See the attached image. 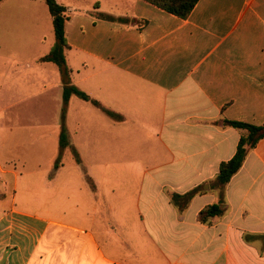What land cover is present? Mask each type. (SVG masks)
Wrapping results in <instances>:
<instances>
[{
	"label": "crops",
	"instance_id": "1",
	"mask_svg": "<svg viewBox=\"0 0 264 264\" xmlns=\"http://www.w3.org/2000/svg\"><path fill=\"white\" fill-rule=\"evenodd\" d=\"M91 1L81 9L57 1L70 16L66 63L71 83L117 116L72 95L62 118L60 72L43 62L51 83L25 91L20 102L34 98L38 112L55 104L49 124L34 125L41 131L32 136L50 152L48 189L59 184L62 157L71 153L77 181L65 175L63 201L78 203L72 220L63 212L64 222L38 212V198L30 199L35 211L21 209L22 171L0 164L1 174L14 177L12 185L0 176V193L13 191L0 198V264H33L55 231L63 252L76 248L77 264H264V138L226 185L224 213L198 217L219 202L211 184L244 133L224 122L264 125V0H199L186 19L145 0ZM14 87L28 86L19 80ZM62 126L69 146L60 153ZM197 187L202 192L180 211L172 194Z\"/></svg>",
	"mask_w": 264,
	"mask_h": 264
},
{
	"label": "rangeland",
	"instance_id": "2",
	"mask_svg": "<svg viewBox=\"0 0 264 264\" xmlns=\"http://www.w3.org/2000/svg\"><path fill=\"white\" fill-rule=\"evenodd\" d=\"M57 1L75 5L79 9L89 4L92 7L95 3L91 0ZM103 4L105 7H109L112 2L103 1ZM54 42L51 16L45 0H2L0 4V164L6 170L22 171L23 175L18 185L17 199V205L21 209L35 211L30 208V199L36 200L38 198L42 202L38 212L46 209L50 212L48 216L53 221L64 222L63 212L69 219L74 218L72 211H76L74 203L76 201L78 203V200L68 201L67 207H65L61 181L67 175L72 184H75L77 179L71 177L73 172L77 173L76 163L69 151L64 153L62 159L65 169L59 177V184L52 189L46 188L43 183V175L49 168L50 152L42 149L39 144L44 139L39 142L36 135L32 136L34 131H41V129H35L36 126L33 127L34 125L49 124L52 112L55 111V104H48L49 106L42 107L38 112L37 106L33 105L34 98L28 97L20 102L24 98L25 91L26 93H33L36 88L51 83L53 75L44 77L41 74V68H44L43 62L45 61H39L38 58L49 53ZM54 64L50 63L45 68L59 70L58 66ZM19 80H22L23 87L28 86L27 90H22V93L14 87L18 86ZM62 94L63 92L61 93V108L59 106L61 112L63 108ZM75 103L81 104L78 98L75 99ZM111 144L114 146L112 142ZM105 145L110 150V140H107ZM18 159H21L22 162L20 163ZM85 159L87 163H94L92 155L85 154ZM59 162L62 161L59 160ZM0 176L13 185V175L0 173ZM28 183L32 192H25ZM6 191L9 192L5 195L0 193V198L10 196L13 192L9 189ZM69 210L71 213H68ZM89 211L92 213L91 210ZM75 222L84 221L76 220ZM86 224H89V220ZM61 236V232L55 231L47 242L48 248L43 250L44 254L39 256L40 258H35L33 264H77L79 258L75 256L76 248L63 252L65 242Z\"/></svg>",
	"mask_w": 264,
	"mask_h": 264
},
{
	"label": "trees",
	"instance_id": "3",
	"mask_svg": "<svg viewBox=\"0 0 264 264\" xmlns=\"http://www.w3.org/2000/svg\"><path fill=\"white\" fill-rule=\"evenodd\" d=\"M150 4L171 13L179 18L186 19L191 14L195 5L199 0H145ZM48 10L52 16V25L55 42L48 54L40 58L41 61L53 62L55 63L60 71V75L63 83V108H62V118L66 112L67 104L69 98L75 95L85 101H90L93 105L101 108L109 116L116 117L117 114L105 109L100 105V103L92 98H90L85 92L80 90L78 87L71 83V70L66 63L65 50L69 47L65 37V24L69 20V14L67 8L59 4L56 0H45ZM103 19L114 21L116 18L108 15L101 14ZM118 21L122 23H128L130 20L128 18H117ZM226 125L233 126L235 128L244 131L242 134L235 154L232 158L227 161H223L219 166L218 174L211 184V189L217 190L219 192V202L215 204L208 205L204 207L199 212V220L201 222H207L209 218L214 216H220L224 213L225 200H224V189L230 179L240 170L242 167L247 154L249 151L255 147L257 142L264 138V125L255 126L241 122L225 121ZM60 153L63 149L69 146V142L66 137L65 128L62 126L61 136L59 140ZM75 160L77 163H81L79 154L74 151ZM60 156L55 163V167L58 166ZM202 192L200 187L194 188L185 194H172L171 200L178 207L180 211H184L191 199Z\"/></svg>",
	"mask_w": 264,
	"mask_h": 264
}]
</instances>
